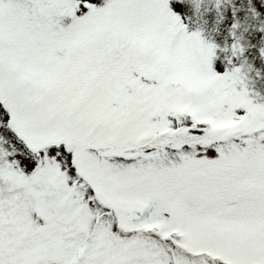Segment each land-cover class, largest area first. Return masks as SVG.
<instances>
[{
    "label": "snow or ice",
    "instance_id": "6c2138e0",
    "mask_svg": "<svg viewBox=\"0 0 264 264\" xmlns=\"http://www.w3.org/2000/svg\"><path fill=\"white\" fill-rule=\"evenodd\" d=\"M0 264H264V0H0Z\"/></svg>",
    "mask_w": 264,
    "mask_h": 264
}]
</instances>
